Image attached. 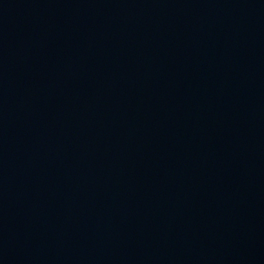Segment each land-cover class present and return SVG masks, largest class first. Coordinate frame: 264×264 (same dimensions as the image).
Listing matches in <instances>:
<instances>
[{
  "label": "water",
  "instance_id": "water-1",
  "mask_svg": "<svg viewBox=\"0 0 264 264\" xmlns=\"http://www.w3.org/2000/svg\"><path fill=\"white\" fill-rule=\"evenodd\" d=\"M0 264H264V0H0Z\"/></svg>",
  "mask_w": 264,
  "mask_h": 264
}]
</instances>
